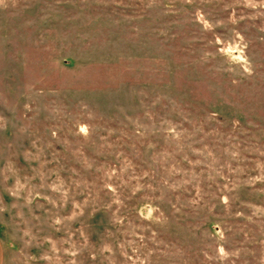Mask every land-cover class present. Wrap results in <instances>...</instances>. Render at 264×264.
<instances>
[{
  "label": "rangeland",
  "instance_id": "1",
  "mask_svg": "<svg viewBox=\"0 0 264 264\" xmlns=\"http://www.w3.org/2000/svg\"><path fill=\"white\" fill-rule=\"evenodd\" d=\"M1 264H264V0H0Z\"/></svg>",
  "mask_w": 264,
  "mask_h": 264
},
{
  "label": "crops",
  "instance_id": "2",
  "mask_svg": "<svg viewBox=\"0 0 264 264\" xmlns=\"http://www.w3.org/2000/svg\"><path fill=\"white\" fill-rule=\"evenodd\" d=\"M3 257L2 250H1V243H0V264H1V259Z\"/></svg>",
  "mask_w": 264,
  "mask_h": 264
}]
</instances>
